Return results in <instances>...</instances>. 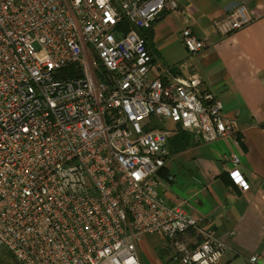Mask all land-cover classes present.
Returning <instances> with one entry per match:
<instances>
[{
  "label": "built area",
  "instance_id": "obj_1",
  "mask_svg": "<svg viewBox=\"0 0 264 264\" xmlns=\"http://www.w3.org/2000/svg\"><path fill=\"white\" fill-rule=\"evenodd\" d=\"M169 0H0V249L19 264H141L147 236L169 264H219L227 246L159 192L174 130L213 143L233 135L199 76L156 72L142 32ZM251 23L244 6L215 23ZM191 55L208 49L190 29ZM229 177L249 183L240 159ZM251 264H264L259 257Z\"/></svg>",
  "mask_w": 264,
  "mask_h": 264
},
{
  "label": "crops",
  "instance_id": "obj_2",
  "mask_svg": "<svg viewBox=\"0 0 264 264\" xmlns=\"http://www.w3.org/2000/svg\"><path fill=\"white\" fill-rule=\"evenodd\" d=\"M169 2L172 9L153 23L151 32H142L156 72L199 76L237 125L233 135L208 144L168 125L175 134L168 143L171 161L160 173V194L169 205L187 203L190 214L209 220L206 229L227 246L219 264H251L253 257L264 262V0ZM241 6L251 23L222 33L215 23ZM185 29L206 41L208 49L189 54L181 39ZM170 37L186 50L177 70L160 69L168 56H162L155 41ZM232 155L240 159L238 170L250 185L247 192L229 177ZM138 253L141 264H169L171 255L156 236L145 237Z\"/></svg>",
  "mask_w": 264,
  "mask_h": 264
},
{
  "label": "rangeland",
  "instance_id": "obj_3",
  "mask_svg": "<svg viewBox=\"0 0 264 264\" xmlns=\"http://www.w3.org/2000/svg\"><path fill=\"white\" fill-rule=\"evenodd\" d=\"M176 41L172 40V38H167L164 40H160L159 42L156 40L155 43L158 45L159 49L162 51V56H168L165 61L161 60L160 69H175L177 70L178 64L181 62V57L185 58L186 50L182 49V47H178L175 44ZM171 56V57H169ZM0 264H19L13 258V256L5 249H0Z\"/></svg>",
  "mask_w": 264,
  "mask_h": 264
},
{
  "label": "trees",
  "instance_id": "obj_4",
  "mask_svg": "<svg viewBox=\"0 0 264 264\" xmlns=\"http://www.w3.org/2000/svg\"><path fill=\"white\" fill-rule=\"evenodd\" d=\"M144 32H147V33H148V32H151V30H146V31H144Z\"/></svg>",
  "mask_w": 264,
  "mask_h": 264
},
{
  "label": "water",
  "instance_id": "obj_5",
  "mask_svg": "<svg viewBox=\"0 0 264 264\" xmlns=\"http://www.w3.org/2000/svg\"><path fill=\"white\" fill-rule=\"evenodd\" d=\"M159 192H161V190L159 189Z\"/></svg>",
  "mask_w": 264,
  "mask_h": 264
}]
</instances>
